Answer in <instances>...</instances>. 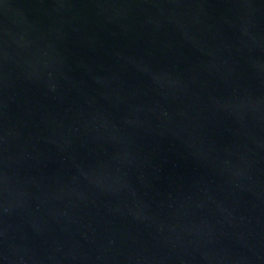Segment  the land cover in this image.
I'll use <instances>...</instances> for the list:
<instances>
[{"label": "water", "instance_id": "water-1", "mask_svg": "<svg viewBox=\"0 0 264 264\" xmlns=\"http://www.w3.org/2000/svg\"><path fill=\"white\" fill-rule=\"evenodd\" d=\"M0 264H264V0H0Z\"/></svg>", "mask_w": 264, "mask_h": 264}]
</instances>
